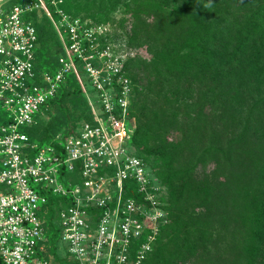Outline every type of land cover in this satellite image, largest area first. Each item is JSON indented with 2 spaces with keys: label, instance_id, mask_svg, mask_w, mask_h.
Listing matches in <instances>:
<instances>
[{
  "label": "trees",
  "instance_id": "trees-1",
  "mask_svg": "<svg viewBox=\"0 0 264 264\" xmlns=\"http://www.w3.org/2000/svg\"><path fill=\"white\" fill-rule=\"evenodd\" d=\"M62 7L111 23L129 47L147 52L125 62L131 142L165 186L169 222L142 264H264V0H63ZM121 11L129 18H114ZM33 24L36 69L54 70L57 34L44 15ZM67 100L86 109L73 73L50 102L49 119L27 130L32 140L49 142L67 123ZM48 225L54 264H75L56 254L59 230Z\"/></svg>",
  "mask_w": 264,
  "mask_h": 264
},
{
  "label": "built area",
  "instance_id": "built-area-1",
  "mask_svg": "<svg viewBox=\"0 0 264 264\" xmlns=\"http://www.w3.org/2000/svg\"><path fill=\"white\" fill-rule=\"evenodd\" d=\"M8 1L0 0V264H54L49 222L59 230L56 254L60 245L75 264H142L169 217L165 186L131 142L125 62L137 48L109 22L68 14L63 0ZM43 15L60 42L54 70L35 66L33 17ZM69 73L84 115L49 142L32 140L27 130L49 119Z\"/></svg>",
  "mask_w": 264,
  "mask_h": 264
},
{
  "label": "rangeland",
  "instance_id": "rangeland-1",
  "mask_svg": "<svg viewBox=\"0 0 264 264\" xmlns=\"http://www.w3.org/2000/svg\"><path fill=\"white\" fill-rule=\"evenodd\" d=\"M122 16H124V17L126 16V18H129V14H123L122 11L114 13V18H116V19H119ZM126 26H129V23H127ZM46 47L48 49H50V52H54L55 49H56L55 44L53 42H51V41L50 42L49 41L46 42ZM133 51L137 52L139 54L147 55V52H146L145 48L144 49H136V50H133ZM64 105L68 109L69 118H74L76 116H81V115H84V113H85V110H80L78 108H75L73 102H71L70 100L65 101ZM149 161H151V158L149 159ZM58 252L62 256L63 252H62V248H61L60 245L58 246Z\"/></svg>",
  "mask_w": 264,
  "mask_h": 264
}]
</instances>
